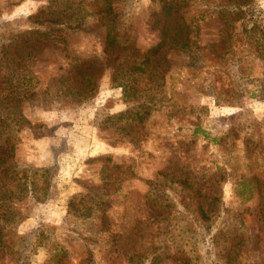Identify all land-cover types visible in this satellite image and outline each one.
Returning a JSON list of instances; mask_svg holds the SVG:
<instances>
[{"label": "rangeland", "instance_id": "374dc122", "mask_svg": "<svg viewBox=\"0 0 264 264\" xmlns=\"http://www.w3.org/2000/svg\"><path fill=\"white\" fill-rule=\"evenodd\" d=\"M53 1L67 0H0V91L4 55L24 52L17 39L43 25L35 16ZM164 1L119 2L131 41L112 58L94 18L35 34L37 94L20 102L28 122L15 161L49 169V197L6 230L0 264H264V0L180 1L176 20L199 29L189 49L160 53L162 94L136 141L102 126L135 105L111 63L160 42ZM91 57L103 64L99 91L71 107L56 97L58 79Z\"/></svg>", "mask_w": 264, "mask_h": 264}, {"label": "trees", "instance_id": "16d2710c", "mask_svg": "<svg viewBox=\"0 0 264 264\" xmlns=\"http://www.w3.org/2000/svg\"><path fill=\"white\" fill-rule=\"evenodd\" d=\"M69 1L65 4L53 1L41 9L35 19L38 24L43 25L34 31V34L20 37L16 41V47L25 45L24 52L4 55L5 85L0 94L7 103L0 104V255L7 248L6 230L27 217L23 209L31 207V203L43 202L49 197V169L21 168L15 161L16 145L20 141L18 133L28 122L20 102L37 94L38 82L32 64L35 61V34H46V23L78 28L89 18H94L105 33L103 37L107 45L106 56L110 55L112 58L115 48L123 50L131 41L129 34L122 35L120 31L121 11L118 4L122 0H72L71 4ZM180 1L182 0L164 1L161 16L156 24L161 34L157 45L144 51L134 48L122 62L111 63L114 69L113 82L123 88L125 98L133 101L135 105L129 106L125 111L106 115L102 126L112 129L122 137H130L132 141H136L135 135L144 127L155 96L162 94L159 88L163 85L167 65L163 61L165 56L160 53L169 48L189 49L193 37L198 32L199 28L193 22L185 20L179 23L176 20L175 13H179ZM48 29L49 32L54 30L52 35L55 36L57 29ZM58 37L63 38L61 35ZM258 37L264 41V31ZM257 46L259 50L264 48L260 43ZM25 53L26 56L23 57ZM69 72L71 74L67 78L59 77L60 85L56 97L67 98L72 103L71 107L93 99L100 88L99 78L103 73L101 60L98 57L76 60L70 64ZM194 132L202 133L205 138L209 137L208 132L201 126H196ZM106 177L112 179L113 176L108 172ZM237 194L242 197L245 192L239 190ZM76 198L78 195L74 197Z\"/></svg>", "mask_w": 264, "mask_h": 264}]
</instances>
